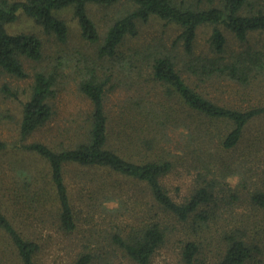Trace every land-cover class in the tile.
Returning a JSON list of instances; mask_svg holds the SVG:
<instances>
[{
    "label": "trees",
    "instance_id": "obj_1",
    "mask_svg": "<svg viewBox=\"0 0 264 264\" xmlns=\"http://www.w3.org/2000/svg\"><path fill=\"white\" fill-rule=\"evenodd\" d=\"M122 1L127 8L102 35L89 6L109 7ZM69 9L84 40L96 45L83 63L68 65L66 57L46 63L44 43L38 35L9 29L24 16L66 44L70 28L63 13ZM153 18L176 25L180 33L171 45L157 41L136 50L130 63L122 66L127 56L120 49L129 38L138 36L139 24ZM202 27H210L211 34L207 52L199 54ZM257 34H264V0H0V75L32 79L22 93L7 83L0 88L21 105L19 138L14 143L0 138V159L26 153L47 169L44 177L30 166L0 164V264H39L44 244L37 227L49 223L65 236L77 231V214L66 182L69 168L82 169V180H96L101 191L96 192L105 193L108 202L119 197L122 179L146 187L151 207L112 232L109 240L135 264H153L176 231L163 215L177 220L185 230L183 240L180 238L182 263L199 264L204 244L198 237L218 227L214 233L220 235L222 248L211 264H261L264 174L253 169L239 173L233 188L225 181L235 175L232 166L211 147L217 140L225 151L245 144L253 155L264 142V136L244 140L250 123L264 116V104L241 106L228 98L235 91L228 86L249 88L263 81L264 46L254 42ZM229 35L239 42L230 51ZM28 64L34 65L33 73ZM66 70L90 102V109L81 123L76 120L67 129L65 140L29 142L53 120ZM127 78L135 82L136 92L115 113L107 106V95ZM207 122L225 124L226 133L212 132ZM183 152L192 158L193 166L200 165L207 172H201L206 175L204 180L209 179L205 186H194L186 200L177 202L164 179L185 156ZM258 176L263 178L260 183L254 179ZM108 177L118 178L110 189L106 187ZM221 209L235 210L240 224L218 226ZM22 211L35 223L33 230L28 224L21 225L22 215L18 214ZM70 260V264H112L85 243Z\"/></svg>",
    "mask_w": 264,
    "mask_h": 264
},
{
    "label": "rangeland",
    "instance_id": "obj_2",
    "mask_svg": "<svg viewBox=\"0 0 264 264\" xmlns=\"http://www.w3.org/2000/svg\"><path fill=\"white\" fill-rule=\"evenodd\" d=\"M127 8L125 2L122 1L116 5L105 6H89V14L91 18L97 24L102 35L105 34L107 26L110 25L114 19L123 14V11ZM63 16L68 21L70 28L69 40L66 44H60L54 37L49 36L33 19L27 17H20L17 23L9 27L13 32H25L38 35L44 43V62L56 63L60 57H66L69 64L82 62L95 51L96 45L89 44L81 35V29L79 28L78 21L74 18L73 11L71 9L64 11ZM139 34L136 37L129 38L126 41V45L120 50L126 54L127 58L121 65H127L130 63V55H134L136 50L146 48L153 42L161 41L166 45H171L173 40L180 33L179 27L173 24L166 23L160 19L153 18L150 22L145 24H139ZM211 34L210 27H202L199 30L197 40V53L203 54L208 50V40ZM254 42H258L259 46H264V34H257L254 38ZM239 47V42L229 35V51ZM128 61V62H127ZM66 62V61H63ZM83 63V62H82ZM109 64V63H107ZM111 65V64H109ZM118 65V64H117ZM28 71L34 72V65L28 64ZM69 70H66L62 80V84L58 89L57 98L55 100L57 112L53 120L46 127L42 128L29 138V142L41 141L44 143L53 144V142H59L65 140L68 130L72 129V125L76 120L79 123L85 117V113L90 109V102L84 97L78 90L77 83L72 80ZM134 76V75H133ZM137 76V75H136ZM143 78L141 77V80ZM120 83L115 89H110L107 95V106L109 109H114V112L119 110L122 103L134 95L136 92L135 82L127 81ZM9 84L13 89L22 93L31 85L32 79L18 80L8 75H0V88L4 84ZM114 85V82L112 83ZM229 89L235 90L228 98H231L232 103L241 106L261 105L264 104V77L263 81L255 83L252 87L240 88L230 87ZM161 95L162 92L157 90ZM21 111V105L18 100L7 97L0 91V138L5 139L6 142L14 143L19 138L18 133V118ZM111 111V110H110ZM211 131L216 134H221L223 130L226 133L225 124L221 122L205 123ZM70 128H67L69 127ZM68 129V130H67ZM178 130L177 133L184 137V132L181 133ZM63 132V133H62ZM173 135V134H172ZM264 136V116L255 118L246 131V141L253 140ZM178 136H174L177 139ZM185 139H188V135ZM178 140V139H177ZM218 141V140H217ZM216 141V143H217ZM214 143L211 145L214 153L217 156L225 160L227 164L232 166L235 173L230 174L225 181L234 188L239 181V173L253 169L257 171V174L261 176L264 174V142H261V148L257 149V153L249 154L251 147L239 146L236 149L225 151ZM184 157L179 158L174 169L164 179V185L169 194L177 202H183L188 196H190L192 188L194 186L206 185L204 176L201 175L203 171L201 166H193L192 158L188 153H184ZM7 161V162H6ZM6 166L16 167L30 166L33 170H38L46 177L47 169L41 162L34 161L26 153H18L17 155L8 154L0 159V164ZM26 165V166H24ZM82 170V169H80ZM80 170L77 168H69L66 173V182L68 184L70 193L72 195V201L76 210L78 229L75 233L65 236L57 232L56 228L49 223L44 228H38V238L44 244V250L39 258V264H70L71 256L76 253V248L80 249L83 244H89L90 249L99 255L108 257V261L112 264H135L124 252L118 250L112 246L109 240H111L110 234L117 232L118 228H123L129 220H132L136 214L139 216L141 211L150 208L151 200L149 199V193L145 189V186L129 180H119L121 183L122 191L119 192V197L113 199L112 202L106 201L107 195L99 194L97 181L94 179L82 180L79 175ZM108 179V180H107ZM117 177H108L107 188L112 187V183L117 181ZM255 182L260 183V176L255 177ZM105 180V179H104ZM105 180V181H106ZM145 187V188H144ZM101 192V191H99ZM108 194V193H107ZM245 199V198H244ZM117 210V211H114ZM223 215L218 226L227 225L229 222L232 224H240L238 221V213L235 210L225 211L219 210ZM110 212V213H109ZM251 212H253L251 210ZM253 214V213H252ZM21 216L22 224H28L31 230H33L35 223L29 221L27 213L22 211L18 216ZM228 219L226 220V217ZM163 218L169 220L170 226L176 230L172 233L168 242L159 250L154 257L153 264H184L181 262L180 253L185 230L182 225L174 218L170 219L163 215ZM216 226V224H214ZM215 229L207 232H202L198 239L203 242V252L199 264H211L216 257L217 251L222 248L220 244V235L215 234ZM263 239H260L259 243L264 247V233H262ZM181 238V240H180ZM186 238V237H185ZM75 248V250L73 249ZM264 264V259L261 258ZM257 264V263H256Z\"/></svg>",
    "mask_w": 264,
    "mask_h": 264
}]
</instances>
